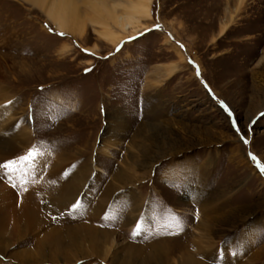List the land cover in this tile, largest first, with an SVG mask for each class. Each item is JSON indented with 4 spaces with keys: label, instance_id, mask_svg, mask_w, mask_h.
Returning <instances> with one entry per match:
<instances>
[{
    "label": "rangeland",
    "instance_id": "obj_1",
    "mask_svg": "<svg viewBox=\"0 0 264 264\" xmlns=\"http://www.w3.org/2000/svg\"><path fill=\"white\" fill-rule=\"evenodd\" d=\"M103 1L121 16L134 0ZM87 7L77 0L78 37L39 6L0 0L1 122L20 114L32 151L76 173L93 164L101 179L87 208L110 183L120 187L105 215H51L44 227L92 225L106 232L99 243L119 234L74 264H116L127 243L150 254L154 237L171 243L168 264L201 258L208 245L205 264H264V0H152L146 29L117 46ZM22 178L18 193L43 207L35 178ZM131 191L148 219L139 240L119 224L135 208ZM40 229L22 230L11 254L39 258ZM47 261L36 263L64 264Z\"/></svg>",
    "mask_w": 264,
    "mask_h": 264
},
{
    "label": "bare ground",
    "instance_id": "obj_2",
    "mask_svg": "<svg viewBox=\"0 0 264 264\" xmlns=\"http://www.w3.org/2000/svg\"><path fill=\"white\" fill-rule=\"evenodd\" d=\"M25 1L43 9L59 31L72 36H81L82 31L74 30L75 23H77L76 19L78 20L79 18H77V0ZM84 1L86 6L88 5L87 8L96 15L97 23L104 28L100 33L101 36L112 42L114 46L146 29V24L142 23L143 21L140 22V19L150 20L153 18L151 11L152 0L131 1L129 9L126 8L127 10L121 16L110 11L106 6L107 3L103 0ZM233 20L232 17L230 24L233 23ZM110 24L119 26L123 33L115 34ZM228 27L229 24L221 27V36L227 31ZM180 56L184 59L182 55ZM177 69L176 63L170 65V72L168 73L170 78ZM9 117L4 119V123L1 122L3 119L0 118V164L10 161H16V164L10 170L0 168V264H38L36 263L37 259L48 260V263H55V259H58L64 264H74L79 261L75 260L76 258L79 259V256L86 257L91 254H97L101 246L107 248L108 243L110 246L111 243L114 244L117 238L120 237L119 234L113 233L99 243L100 235H97V231L106 232L101 228L95 231L96 227L88 224L67 227L63 225V222L62 227H54L51 230L45 228V224L48 223L47 219L51 218V215L70 218L75 215H82L88 209L96 218L105 215L108 211L106 204L113 201L116 191L120 187L110 183V187H106L98 195L99 200L92 199L94 202L93 206L87 208L86 204L90 201L89 193L90 195L94 194L93 192L98 189L101 179L99 174L93 176L94 165L90 164L83 171L76 173L77 171L71 170V164H69V167L67 166L68 164L64 165L60 158L53 161L38 154L31 161L23 160L22 158L32 151L30 147L31 131L25 124L23 125L20 114L16 113L13 121ZM1 123L3 124L1 125ZM21 174L24 179L27 177V182H30L28 181L29 179L35 178L36 189L34 194L43 196V200L47 201L43 207H40L32 198L25 197L23 192L18 193L23 191L22 185L26 181L20 179L22 178ZM8 182L14 184L15 188L13 186L11 188L7 184ZM34 194L32 193V197ZM26 196H28V193ZM126 198L133 199L135 208L133 211L128 212V216H123V219L119 222L120 229L126 232L128 230L136 231L137 222L139 221L142 231L134 235L133 238L143 239L146 236L144 228L148 222V219L142 217L144 214L141 213L144 201L139 197L137 198L133 191L126 194ZM38 228H41L40 231L42 233L44 232V235L36 243L40 248L36 251V255L40 254L39 258L33 256L30 253L31 251L25 260L17 258L15 254H11L16 244L15 239L22 230L36 233ZM85 243L90 244L88 248L83 247ZM170 245V242H163L161 239L154 237L148 243V246L153 250L149 254L145 252V247L142 244H123L122 250L124 252L122 251L114 261L116 264H168L167 261L171 258L170 249L168 250ZM43 247L46 250L41 249ZM208 248L210 250L205 251L200 256L201 258L186 259V261H189L188 263L181 258H177L175 259L176 264H205V261L215 256L211 246L209 247L208 245ZM224 252L227 253V249Z\"/></svg>",
    "mask_w": 264,
    "mask_h": 264
},
{
    "label": "snow or ice",
    "instance_id": "obj_3",
    "mask_svg": "<svg viewBox=\"0 0 264 264\" xmlns=\"http://www.w3.org/2000/svg\"><path fill=\"white\" fill-rule=\"evenodd\" d=\"M264 115V114H262ZM38 155V153L33 150L31 152H29V154L25 157H23V160H27V161H31L33 160L36 156ZM253 159H255V157H253ZM16 164V161H10L8 163H4V164H0V168L4 169V170H10L12 169ZM142 231L141 227H140V223H137L136 226V231L134 232V235L139 234Z\"/></svg>",
    "mask_w": 264,
    "mask_h": 264
}]
</instances>
